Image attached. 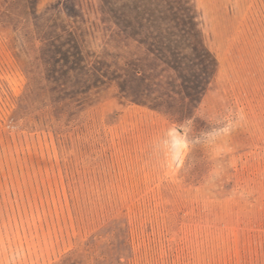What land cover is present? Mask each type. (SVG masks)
I'll use <instances>...</instances> for the list:
<instances>
[{
    "label": "rangeland",
    "instance_id": "1",
    "mask_svg": "<svg viewBox=\"0 0 264 264\" xmlns=\"http://www.w3.org/2000/svg\"><path fill=\"white\" fill-rule=\"evenodd\" d=\"M193 2L194 102L102 0H0V264H264V0Z\"/></svg>",
    "mask_w": 264,
    "mask_h": 264
},
{
    "label": "trees",
    "instance_id": "2",
    "mask_svg": "<svg viewBox=\"0 0 264 264\" xmlns=\"http://www.w3.org/2000/svg\"><path fill=\"white\" fill-rule=\"evenodd\" d=\"M102 1L116 23L124 22L134 30L137 41L186 81L187 97L198 101L206 79L214 74L216 58L205 44L193 0ZM191 64H197L199 71ZM135 73L141 71L135 69Z\"/></svg>",
    "mask_w": 264,
    "mask_h": 264
}]
</instances>
